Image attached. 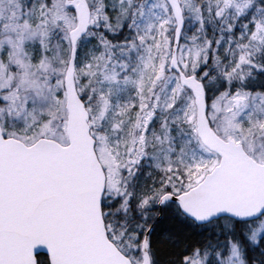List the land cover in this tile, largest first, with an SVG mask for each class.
Wrapping results in <instances>:
<instances>
[{
	"label": "snow or ice",
	"instance_id": "snow-or-ice-1",
	"mask_svg": "<svg viewBox=\"0 0 264 264\" xmlns=\"http://www.w3.org/2000/svg\"><path fill=\"white\" fill-rule=\"evenodd\" d=\"M0 264H264V0H0Z\"/></svg>",
	"mask_w": 264,
	"mask_h": 264
}]
</instances>
